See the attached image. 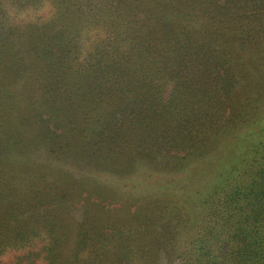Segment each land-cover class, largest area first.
I'll return each instance as SVG.
<instances>
[{
	"label": "trees",
	"instance_id": "obj_1",
	"mask_svg": "<svg viewBox=\"0 0 264 264\" xmlns=\"http://www.w3.org/2000/svg\"><path fill=\"white\" fill-rule=\"evenodd\" d=\"M251 10L264 0H0V258L61 259L71 236L62 212L84 179L46 172L63 165L57 158L108 170L126 164L115 163V149L137 140L140 151L120 149V173L140 160L183 170L258 125L259 139L239 136L241 154L200 193L197 236L179 244L188 213L164 210L133 230L136 245L119 264L173 255L182 264H264V44L256 80L242 65ZM51 121L65 130H50ZM117 225L115 244L126 239ZM80 236L76 252L96 239L82 228Z\"/></svg>",
	"mask_w": 264,
	"mask_h": 264
},
{
	"label": "rangeland",
	"instance_id": "obj_2",
	"mask_svg": "<svg viewBox=\"0 0 264 264\" xmlns=\"http://www.w3.org/2000/svg\"><path fill=\"white\" fill-rule=\"evenodd\" d=\"M223 1L225 0H220V2ZM251 11L254 16L248 18H246L247 15L242 16L244 18L242 23L245 25V33L248 36L252 35V44L247 46L248 44L246 43L243 47L242 65L250 73L251 78L256 80L260 57L263 54L261 51L263 48L262 44H264V10ZM238 17L241 18L240 16ZM90 43H93L94 46L97 45L94 39ZM260 43L262 44L260 45ZM35 46L38 45H32L33 51ZM237 86L235 88L236 101L240 100L243 94L240 92L241 87L238 88ZM167 91L166 96L171 92V86H168ZM261 105V119H263L264 102ZM42 108L39 110L41 111ZM249 114H251V110ZM49 124L46 126L57 133L65 130V126L62 123L54 124L51 121ZM43 125L45 126V123ZM261 125L264 127V121H262ZM103 128L106 129V126ZM260 130L258 125L250 130L242 129L236 134V137L238 135L236 140L225 139L208 157L193 163L190 161V164L183 170L178 169L180 162L175 163L173 170L170 171L166 170L164 166L157 167L144 161L140 162V160L131 163L132 171L126 174L120 173L126 171L128 166V162L123 161V157H119L123 155L120 150L122 149L121 146L115 149V159H117L115 163L122 162L126 164L114 165L111 169H108L110 171L106 169L100 170L96 166L91 167L86 160H82L81 164H78L77 161L71 158H57L56 161H60L63 165L48 168L46 172L53 171L54 173L55 170L61 168L65 172L67 170L70 171L76 179H84L72 190L68 199L70 200L73 194H79L80 197L70 202V209L67 212H62L66 226L71 229V236L66 243V248L60 246L64 253L60 255L61 259L58 260L57 264L63 263L68 258L70 264H79L80 262L83 264H115V262L119 264L123 257L127 256V251L133 245H136L138 239L136 230L141 228L139 227L140 222H144L149 216L156 220L159 217V212L170 211L175 207L177 214L180 212L181 214L183 212L188 213L186 218L189 221L185 231L182 230L183 226H185L184 224H181L182 226L178 228L182 232V235L178 238L179 244L192 241L197 236L201 223L200 193L208 192L211 189L217 176L223 170L225 162L229 160L230 163L236 160V158L229 159V156L231 158L234 155V151L238 152L239 155L241 154L238 151V146L242 145L241 143L238 144L239 136L242 139L244 134L247 136L250 132H253L258 140L261 135L259 133ZM188 145L194 146L193 144ZM144 146L135 140L132 145L126 144L122 150L127 151L126 153L130 156L137 152L136 150L140 151ZM89 155H91L90 152L87 156ZM41 159L43 161L44 158ZM172 160L169 161L172 162ZM49 178L59 181L60 177L49 173ZM152 213L153 216H151ZM83 221L89 226L86 227L83 224L79 226ZM117 224H119V230L125 233L124 237L126 239L123 238L115 244V225L118 226ZM81 228L82 230L85 229L86 237L91 238L90 236H92L96 239L90 241L83 250L80 247V251L76 252L75 243L78 238L79 243L81 241ZM145 237L146 235L143 234L139 240L142 241ZM115 252L117 255H115ZM18 256V253H8L0 258V264H17ZM115 257L118 259L115 260ZM165 259H167L164 260L166 264H182L181 259L176 258L174 255L172 258L166 257ZM36 264L45 263L40 261Z\"/></svg>",
	"mask_w": 264,
	"mask_h": 264
}]
</instances>
